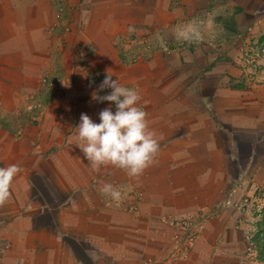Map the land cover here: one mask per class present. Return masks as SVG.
<instances>
[{
  "label": "crops",
  "instance_id": "0c3cea01",
  "mask_svg": "<svg viewBox=\"0 0 264 264\" xmlns=\"http://www.w3.org/2000/svg\"><path fill=\"white\" fill-rule=\"evenodd\" d=\"M193 20L204 41L178 42ZM106 73L138 91L159 142L138 177L94 170L80 148L81 114L115 112L92 99L111 92ZM11 164L0 264H248L250 203L264 202V0H0Z\"/></svg>",
  "mask_w": 264,
  "mask_h": 264
},
{
  "label": "clouds",
  "instance_id": "9594fccd",
  "mask_svg": "<svg viewBox=\"0 0 264 264\" xmlns=\"http://www.w3.org/2000/svg\"><path fill=\"white\" fill-rule=\"evenodd\" d=\"M173 35L178 42L198 43L203 40L202 25L193 20L178 26ZM159 39L163 46L165 38ZM106 88L111 89L109 94L99 96L93 93L92 99L114 103L115 112L110 107L101 110L99 123L87 114H81L77 126L81 151L94 170L111 165L126 170L130 177H138L158 155L156 133L149 127L147 113L138 106L141 101L138 91L119 84L109 73H106L99 91ZM20 171L16 164L0 167V206L12 198V184ZM99 191L116 202L121 200V191L110 183L102 184Z\"/></svg>",
  "mask_w": 264,
  "mask_h": 264
},
{
  "label": "rangeland",
  "instance_id": "374dc122",
  "mask_svg": "<svg viewBox=\"0 0 264 264\" xmlns=\"http://www.w3.org/2000/svg\"><path fill=\"white\" fill-rule=\"evenodd\" d=\"M204 39L205 37L203 36V40L201 41H204ZM204 43L207 42L205 41ZM241 54H243V52H241ZM39 83L41 87H43L48 91H57L61 86L59 84L60 83L59 76L48 77L46 75H42L39 79ZM37 109L38 106L36 105V103L34 106H31V112L36 111ZM17 133H21V132L18 131ZM247 199L249 200L250 198L247 197ZM262 203L256 200L250 203V204H255L256 207H255V212L252 210V212L249 213L250 221H251L250 223L252 225V228L248 232L250 235V242H251L247 250L248 264H264V202ZM243 206H247V205H243Z\"/></svg>",
  "mask_w": 264,
  "mask_h": 264
},
{
  "label": "built area",
  "instance_id": "2783aa9c",
  "mask_svg": "<svg viewBox=\"0 0 264 264\" xmlns=\"http://www.w3.org/2000/svg\"><path fill=\"white\" fill-rule=\"evenodd\" d=\"M170 224H172V225H173V221H172Z\"/></svg>",
  "mask_w": 264,
  "mask_h": 264
}]
</instances>
